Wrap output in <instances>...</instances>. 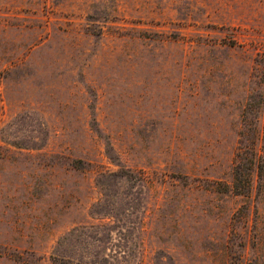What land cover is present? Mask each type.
<instances>
[{
	"label": "rangeland",
	"instance_id": "374dc122",
	"mask_svg": "<svg viewBox=\"0 0 264 264\" xmlns=\"http://www.w3.org/2000/svg\"><path fill=\"white\" fill-rule=\"evenodd\" d=\"M0 264H264V0H0Z\"/></svg>",
	"mask_w": 264,
	"mask_h": 264
},
{
	"label": "trees",
	"instance_id": "16d2710c",
	"mask_svg": "<svg viewBox=\"0 0 264 264\" xmlns=\"http://www.w3.org/2000/svg\"><path fill=\"white\" fill-rule=\"evenodd\" d=\"M248 187H250V182L247 183Z\"/></svg>",
	"mask_w": 264,
	"mask_h": 264
}]
</instances>
